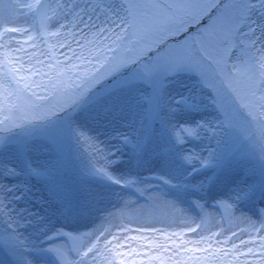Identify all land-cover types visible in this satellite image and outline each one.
Returning a JSON list of instances; mask_svg holds the SVG:
<instances>
[{
	"label": "snow or ice",
	"instance_id": "1",
	"mask_svg": "<svg viewBox=\"0 0 264 264\" xmlns=\"http://www.w3.org/2000/svg\"><path fill=\"white\" fill-rule=\"evenodd\" d=\"M257 201L264 0H0V264H264Z\"/></svg>",
	"mask_w": 264,
	"mask_h": 264
},
{
	"label": "rangeland",
	"instance_id": "2",
	"mask_svg": "<svg viewBox=\"0 0 264 264\" xmlns=\"http://www.w3.org/2000/svg\"><path fill=\"white\" fill-rule=\"evenodd\" d=\"M208 115L210 117H215V113L211 110V106H209V112ZM240 146L239 145V140L238 141H228L224 144V149L225 151L232 150L235 147ZM244 147L248 149L250 153H255L254 155H250L249 159L245 162V167L249 170L247 175L250 181H258V176H259V163H258V149L253 148L252 145H247L244 144ZM74 164L77 169H82L84 166L83 162V154L79 155L78 158L74 161ZM147 175V174H145ZM82 179H87V177H81ZM257 206L260 208L264 205L261 204V202L257 201ZM215 218L219 219L218 216H215Z\"/></svg>",
	"mask_w": 264,
	"mask_h": 264
},
{
	"label": "bare ground",
	"instance_id": "3",
	"mask_svg": "<svg viewBox=\"0 0 264 264\" xmlns=\"http://www.w3.org/2000/svg\"><path fill=\"white\" fill-rule=\"evenodd\" d=\"M205 143H207V141H205ZM89 151H90V149L88 148L87 145H85V146H84V152H83V162H84V164H86V162H87V159H88V152H89ZM214 215H215V214H214ZM215 219H217V218H215ZM115 222H118V220L115 221ZM98 223H99V221H98ZM3 227H4L3 223H0V232L3 231Z\"/></svg>",
	"mask_w": 264,
	"mask_h": 264
}]
</instances>
